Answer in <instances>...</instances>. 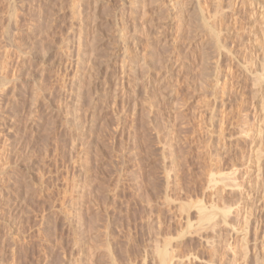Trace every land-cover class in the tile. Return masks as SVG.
Wrapping results in <instances>:
<instances>
[{"label": "rangeland", "instance_id": "374dc122", "mask_svg": "<svg viewBox=\"0 0 264 264\" xmlns=\"http://www.w3.org/2000/svg\"><path fill=\"white\" fill-rule=\"evenodd\" d=\"M263 50L264 0H0V264L264 257Z\"/></svg>", "mask_w": 264, "mask_h": 264}, {"label": "bare ground", "instance_id": "6f19581e", "mask_svg": "<svg viewBox=\"0 0 264 264\" xmlns=\"http://www.w3.org/2000/svg\"><path fill=\"white\" fill-rule=\"evenodd\" d=\"M232 1V0H231ZM225 41V40H224ZM264 51V50H263ZM252 59H253V57H252ZM252 61V64L250 65L251 66V69L253 70V71H256L257 70V68L259 67L260 68V74L262 75V77H263V75H264V53L261 55V54H257L256 55V58H254V61L253 60H251ZM251 63V62H250ZM256 83L255 84H257V85H259V84H261L260 83V79H256V80H254ZM258 92H261L262 90L259 88L258 90H257ZM263 100V99H262ZM262 100H257V102L255 101V102H253V111H254V115H253V120H256L257 119V121H258V125H256V132H255V135L252 133V135L251 134H249V131H250V129L249 128H246L245 127V129L246 130H248V135L249 136H251L250 138H251V140H249L250 141V152H249V156H248V163H249V161H250V163L251 162H253V163H255L256 164V167H257V175L258 176H264V171H263V169H264V101H262ZM246 132V131H245ZM251 132V131H250ZM247 135V136H248ZM249 138V137H248ZM247 161L246 162H243V163H247ZM243 163H242V166H243ZM242 166H240V167H242ZM236 169H238V168H236ZM241 169V168H240ZM248 169V168H247ZM243 170V169H242ZM242 170H240V172L242 173ZM235 171V170H234ZM237 171H239V170H236L235 171V173L232 175V177H231V181L228 179H226V178H224V180H227V182L225 183V184H230V182H232V183H234L233 185L235 186V188H236V190H237V186H238V188H239V186H241L242 185V183L241 184H239L238 183V181H240L239 179H240V176L242 177V175L243 174H241L240 175V172L238 173ZM245 171V170H244ZM247 172V171H246ZM237 173L239 174V177H238V175H237ZM263 173V174H262ZM232 174V173H231ZM230 175V174H229ZM223 180V179H222ZM228 181H230L229 183H228ZM224 182V181H223ZM259 182V181H258ZM232 183L230 184V185H232ZM263 183V182H262ZM244 185V184H243ZM242 187V186H241ZM239 191V190H238ZM239 192H241V191H239ZM232 193V192H231ZM238 193V192H237ZM240 194H243V193H240ZM244 194H245V192H244ZM254 195V194H253ZM250 197V193H247V195L245 196V197ZM242 197H244V195L242 196ZM243 200V199H242ZM257 203V201L255 202H251V203H248V205H247V213H245V215H242L241 216V214H238L239 216H241L240 218H238V219H241V223H242V227H241V229L242 230H246L247 232L248 231H250V232H252V230H254V232H253V235H255V237H254V239H255V241L257 242L258 240H260V242H258V243H260L261 245L260 246H262V244H264V221H263V208H261V206L260 205H258V204H256ZM229 209V208H228ZM239 209V208H238ZM232 211V209L230 208L228 211ZM225 212V216H226V218H227V216H228V214L226 215V213H228L227 212V210L225 209L224 210ZM230 211V212H231ZM238 211V213H239V211L240 210H237ZM246 212V211H245ZM235 213H236V211H235ZM232 214V213H231ZM231 214H229V216L231 215ZM233 215V214H232ZM227 219H229V217L227 218ZM239 221V220H238ZM208 223H210V222H208ZM208 223H206V224H208ZM240 223V224H241ZM212 225H214V223L212 224ZM226 225H228V224H226ZM217 226V225H216ZM209 227V226H208ZM212 227V226H211ZM226 227V226H225ZM202 229V228H201ZM204 229V228H203ZM228 229V228H227ZM213 230V229H212ZM209 231V230H208ZM206 233H207V231H206ZM215 233V232H214ZM249 233V232H248ZM210 234V233H209ZM207 235V234H206ZM250 235H252L251 233H250ZM208 236V235H207ZM206 236V237H207ZM248 236V235H247ZM205 237V236H204ZM203 237V238H204ZM205 237V238H206ZM202 238V237H201ZM210 238V237H209ZM213 238V237H212ZM250 239L251 238H249V241H250ZM206 240H207V238H206ZM227 240V239H226ZM241 240V239H240ZM247 240V238L245 239V240H241L243 243L245 242ZM253 240V239H252ZM251 240V241H252ZM204 241V240H203ZM211 241V240H210ZM248 241V240H247ZM246 241V242H247ZM249 241L247 242V243H249ZM208 242H209V240H208ZM214 243H212V245H210L211 246V249L212 250H215L216 248H218L219 246H218V244H216L215 243V241H213ZM246 242L243 244L244 245V247H245V251H244V248H243V251L244 252H242L244 255H242L243 256V264H264L263 262H264V257H263V252L261 253V252H258L257 250H260L259 248L260 247H258L257 245H254V244H257L256 242H254V247L251 249V248H249L248 247V245H251V244H248V245H245L246 244ZM207 243V242H206ZM210 243V242H209ZM211 244V243H210ZM208 245V244H207ZM206 245V246H207ZM219 245H220V243H219ZM226 245V244H225ZM228 245H230V244H228ZM234 245V244H233ZM242 245V246H243ZM252 245V246H253ZM209 246V245H208ZM218 246V247H217ZM227 246V245H226ZM251 246V247H252ZM229 247V246H228ZM232 247H234V246H232ZM264 247V246H263ZM230 249H232L231 247H229ZM242 248V247H241ZM262 248V247H261ZM251 249V250H250ZM160 250V249H159ZM218 250V249H217ZM233 250V249H232ZM157 251V250H156ZM156 251H155V253H156ZM242 251V250H241ZM255 251V252H254ZM257 251V252H256ZM161 252V251H160ZM233 252H235L234 250H233ZM159 253V252H158ZM175 253V252H174ZM225 253H227V252H225ZM252 253V254H251ZM253 253H255V254H253ZM164 259L162 260V264H168V262L170 261V253H169V251H168V249L164 252ZM236 255V254H235ZM235 255L233 256V257H235ZM235 259V258H234ZM191 260V259H190ZM199 260V259H198ZM174 261V260H173ZM189 261V260H188ZM153 262V261H152ZM191 262V261H190ZM189 262V263H190ZM174 263V262H173ZM176 263H177V261H176ZM184 262H182V264H183ZM208 263V262H207ZM157 264H158V262H157ZM204 264H205V262H204ZM236 264V263H235Z\"/></svg>", "mask_w": 264, "mask_h": 264}]
</instances>
